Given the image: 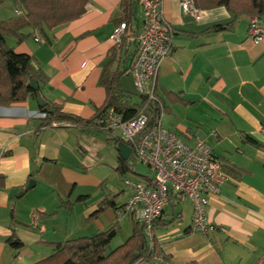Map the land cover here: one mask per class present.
I'll return each instance as SVG.
<instances>
[{
	"label": "crops",
	"instance_id": "obj_1",
	"mask_svg": "<svg viewBox=\"0 0 264 264\" xmlns=\"http://www.w3.org/2000/svg\"><path fill=\"white\" fill-rule=\"evenodd\" d=\"M123 1L91 0L74 20L54 28L25 26L20 32L28 36L21 42L6 38L44 74L46 82L38 84L44 100L91 119L106 98L100 77L113 51L122 88L136 92L129 72L136 44L110 40L120 21L141 28L139 0L129 6ZM10 2L0 1L2 21L15 20L13 12L23 16ZM162 9L173 27L169 57L157 76L166 106L162 124L189 144H208L228 179L219 194L209 196L206 216L214 228L207 235L190 231L192 203L175 195L153 234L171 264H264V42L246 38L248 15L207 32L232 20L222 6L201 9L200 20L182 13L179 0H162ZM39 112L36 97L0 105V145L6 148L0 158V264H33L51 253L49 243L115 224L110 245H120L133 229L132 217L122 212L128 197L123 179L152 176L132 164L124 173L118 168L121 160H136L132 151L124 159L118 150L119 130L41 127ZM31 179L34 186L20 194Z\"/></svg>",
	"mask_w": 264,
	"mask_h": 264
},
{
	"label": "built area",
	"instance_id": "obj_2",
	"mask_svg": "<svg viewBox=\"0 0 264 264\" xmlns=\"http://www.w3.org/2000/svg\"><path fill=\"white\" fill-rule=\"evenodd\" d=\"M139 3L143 13L140 30L134 34L121 22L114 27L110 40L122 47L135 42L136 55L129 72L136 92L145 96L144 104L131 119L123 120L120 114L110 109L97 119V123L102 130H119L120 139L131 147L136 161L147 165L152 172L146 181L123 179L128 197L122 210L143 225L151 246L153 223L161 216L171 195L191 201L190 231L207 235L213 230L206 216V207L209 196L220 193L228 175L203 140L197 139L189 144L179 134L163 126L164 102L157 92V76L162 61L169 57L173 27L164 17L162 0H139ZM179 4L182 13L190 14L196 20L203 17V11L196 7L194 0H179ZM246 38L255 43L264 42V26L257 16L250 17ZM149 101L159 105L160 113L153 125L145 129L148 117L144 109ZM37 116L42 118L44 113L40 111ZM5 152V146L0 145V158ZM33 221L36 222V216Z\"/></svg>",
	"mask_w": 264,
	"mask_h": 264
},
{
	"label": "trees",
	"instance_id": "obj_3",
	"mask_svg": "<svg viewBox=\"0 0 264 264\" xmlns=\"http://www.w3.org/2000/svg\"><path fill=\"white\" fill-rule=\"evenodd\" d=\"M14 1L17 8L22 10L23 16L9 22L0 20V105L23 102L28 97H36V94L39 93L38 84L46 82L44 74L32 67L30 56L15 52L7 43L6 38L14 37L17 42H21L28 36V34L20 32V29L25 26L54 28L74 20L86 12L87 5L91 0ZM130 3V0L123 1L124 6H129ZM194 3L199 9L222 6L233 15L231 21L214 24L207 28V32L227 29L242 15L257 16L264 22V0H194ZM121 22H124L128 29L136 34L137 31L131 27L129 21L123 20L119 24ZM135 55L136 49L133 58ZM115 62H117L116 52L113 51L100 77V83L106 90V98L91 119H83L66 113L59 105L45 100L47 110L44 107L40 108V111L44 113V117L40 118V126H51L53 122H56L57 125H63L67 122L81 129L96 128L102 130L97 119L110 109L120 114L123 120L136 116L144 104L145 96L137 92L129 93L122 88L120 83L122 72L112 68ZM31 79L37 84L36 90L31 87ZM165 109L164 104V113ZM144 110L148 117L145 129H148L158 118L160 107L157 103L149 101ZM115 140L117 142L122 141L121 139ZM130 165L129 159L121 160L118 168L124 173L132 170ZM105 206L108 204L106 203ZM104 207L100 206L92 216L97 215ZM157 220L153 223V228L158 222ZM117 233L115 224L106 231H98L90 235L66 239L62 242L49 243L52 247L51 253L33 264H138L142 262L164 264L168 262L167 256L163 255L160 245L155 239L153 229L151 246L149 244L150 238L144 232L143 225L135 220H133L131 235L120 245L111 247L110 243ZM13 245L18 248L21 243L17 241Z\"/></svg>",
	"mask_w": 264,
	"mask_h": 264
},
{
	"label": "water",
	"instance_id": "obj_4",
	"mask_svg": "<svg viewBox=\"0 0 264 264\" xmlns=\"http://www.w3.org/2000/svg\"><path fill=\"white\" fill-rule=\"evenodd\" d=\"M31 82V87L36 90L37 89V84L33 81V79L30 80ZM36 101L38 104V107L42 108L44 107L47 110V107L45 105V100L41 97V95L39 93L36 94ZM118 150L121 152V155L124 159H127L128 156L131 153V147L124 143V142H119L118 144ZM35 184V181L33 179L29 180L27 186L25 187V189L23 191L20 192V194H22L24 191L32 188Z\"/></svg>",
	"mask_w": 264,
	"mask_h": 264
},
{
	"label": "rangeland",
	"instance_id": "obj_5",
	"mask_svg": "<svg viewBox=\"0 0 264 264\" xmlns=\"http://www.w3.org/2000/svg\"><path fill=\"white\" fill-rule=\"evenodd\" d=\"M7 1L10 2L11 0H7ZM12 14H13L14 19H17L19 17V15L14 13V12ZM134 89H135V87H134ZM129 162L132 164V166H138L139 172H141L143 175H150V173L152 174V172L149 170V167L147 165L140 163V162L134 160L133 158ZM138 264H148V263L142 262V263H138Z\"/></svg>",
	"mask_w": 264,
	"mask_h": 264
}]
</instances>
